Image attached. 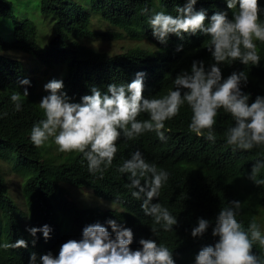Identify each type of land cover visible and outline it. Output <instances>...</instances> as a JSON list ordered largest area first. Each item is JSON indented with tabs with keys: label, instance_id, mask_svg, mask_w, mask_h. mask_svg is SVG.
<instances>
[{
	"label": "trees",
	"instance_id": "trees-1",
	"mask_svg": "<svg viewBox=\"0 0 264 264\" xmlns=\"http://www.w3.org/2000/svg\"><path fill=\"white\" fill-rule=\"evenodd\" d=\"M186 2L40 0L41 13L52 22L50 38L46 46H42L35 39L36 23L29 18H17L12 0H0V245L3 232L8 238L12 233H24L20 223L24 219L31 228L48 225L51 229L47 240L42 232L37 231L35 244L32 239L28 253L33 249L40 256L49 251L56 256L61 244L69 240L60 234L54 222L57 212L69 222L70 239L75 240L82 238L86 226L96 223L103 225L104 218L108 216L125 215L112 210L100 211L95 207L79 208L67 197L62 184L87 186L94 194L120 203L130 211L141 208L144 195L141 194L140 199L134 198L132 192L137 189L131 186L130 174L118 170L124 164L136 137H120L125 139V144L120 147L121 139L116 142L115 157L110 166L101 165L102 175L100 172H89L88 162L82 153L72 152L71 156L60 162L43 157L40 147L31 140L33 126L45 118L44 110L40 107L42 95L38 89L42 82L48 83L51 77L50 80H61L63 87L77 92L81 100L84 95L92 94V86L87 85H127L131 82L128 77L134 80L136 74L142 72L143 96L158 98V93L167 90L165 85L172 84V80L182 71L190 72L197 58L207 56L208 48L197 40L199 36L206 35L204 40L207 44L211 37L199 30L182 33L183 39L170 33L166 43H160L152 32H146V26L151 28L149 20L155 13L165 12L176 16V9L184 7ZM258 3L262 11L264 0H258ZM193 10L205 12V26L216 12L224 11L231 19L236 11L227 8L226 0H197ZM115 29L136 38L144 35L154 47L146 49L135 45L116 59L108 57L106 52L96 49L93 44L116 38ZM7 34L10 40L4 39ZM179 45H182V49L177 51ZM9 49L20 50L23 56L1 52ZM259 54L260 60H263L258 66L244 65L238 60L237 65L228 67L227 77L233 72H245L249 84L260 92L258 96H264V54L262 51ZM24 78L30 81L29 85L19 83ZM25 88L27 97L23 96ZM14 93L21 95L19 110L11 100ZM185 106L186 103L181 109ZM186 114L187 111L182 110L181 117L186 118ZM148 119L149 114L143 112L137 117L141 121ZM216 121L219 127L224 124L221 111ZM170 125L174 127L173 123ZM218 140L217 145L215 141L203 151L191 146L188 140H182L176 148V154L185 156L184 172L179 175L169 172L159 196L151 203H159L167 208L176 217L177 223L171 231L157 230L156 238H178L193 248L194 239L185 229L197 225L199 218L207 219L214 227L215 221L212 223L208 215H218L222 208L233 207V201L240 202L239 209L234 210L242 229L248 231L249 225L256 223L264 236V223L255 216L261 207L264 208V162H261L262 167L254 169L260 160L257 152L259 148L264 150V145L241 150L227 143L226 134L219 133ZM135 151L142 153V145H138ZM234 164L242 165L241 169L237 170ZM8 172L13 173V180L21 177L17 189H12ZM150 180L151 175L147 174L141 178V184L150 183ZM136 224L144 229L143 224ZM209 238L210 241L202 247L213 246L219 239L212 234H209ZM252 251L264 264V246L255 241ZM3 255L4 248L0 247V264H20L17 258H5Z\"/></svg>",
	"mask_w": 264,
	"mask_h": 264
},
{
	"label": "clouds",
	"instance_id": "clouds-1",
	"mask_svg": "<svg viewBox=\"0 0 264 264\" xmlns=\"http://www.w3.org/2000/svg\"><path fill=\"white\" fill-rule=\"evenodd\" d=\"M196 2L187 0L184 7L176 9V16L157 12L149 20L151 28L146 26V32H152L160 43H166L170 33L183 39L182 33L199 30L211 37L206 44V35L199 36L197 41L208 48L207 56L193 61L190 72L178 74L172 84L164 86L166 91L158 93V98L143 96L142 72L134 80L128 77L131 82L127 85H87L92 86V94L84 95L81 100L77 92L63 87L61 80L53 79L44 85L50 95H42L40 100L45 118L31 130L35 146H42L48 139L55 140L62 152L82 153L89 172L101 175V165L110 166L115 157L116 142L121 139L120 147L125 144V139L120 137H136L118 170L130 174L131 186L137 189L132 192L134 198L144 195L141 208L130 211L120 203L117 204L122 210L96 208L125 215L108 216L103 225L86 226L79 240L70 239L69 232L63 236L69 240L61 244L56 256L51 251L40 256L33 249L28 253L32 239L35 244L37 231L47 240L51 229L48 225L31 228L21 219L26 228L23 234L12 233L8 238L2 233L0 247L4 248L5 258H17L20 264H261L252 248L255 241L264 246V236L256 223H251L248 231L242 229L234 210L239 209V201L231 202L233 207L222 208L218 215H208L212 223L215 221L214 227L207 219L199 218L197 225L185 229L194 239L193 248L181 239H158L155 235L157 230L171 231L177 223L167 208L151 201L159 196L169 172L175 175L184 172L185 156L176 154L182 140L190 141L191 146L202 151L215 141L217 145L219 133L226 134L227 143L237 149L251 150L264 145V96H258L260 92L252 88L245 72H233L227 77L228 67L237 65L238 60L254 67L263 60L259 52L264 54V9L261 11L258 0H226L229 10L236 9L231 19L224 11L216 12L205 26V12L193 10ZM115 30L117 37L106 40L113 43L129 40L131 45L116 52L109 46L99 49L108 57L116 59L135 45L154 47L144 35L136 38L123 30ZM181 49L179 45L177 51ZM19 83L29 85L30 81L24 78ZM27 95L25 88L23 96ZM11 100L19 110L21 95L14 93ZM182 110L187 111L186 118L181 117ZM220 111L222 127L216 121ZM142 112L148 113L150 119L137 120ZM138 145H142V153L135 151ZM261 150L257 152L260 160L254 169L262 167L264 162V150ZM241 166L234 164L237 170ZM147 174L151 175L150 183L142 185L141 178ZM136 223L143 224L144 229ZM209 234L218 236V241L213 246L202 247L210 241Z\"/></svg>",
	"mask_w": 264,
	"mask_h": 264
},
{
	"label": "rangeland",
	"instance_id": "rangeland-1",
	"mask_svg": "<svg viewBox=\"0 0 264 264\" xmlns=\"http://www.w3.org/2000/svg\"><path fill=\"white\" fill-rule=\"evenodd\" d=\"M39 1L40 0H12V6H13L14 15L17 18L19 19L29 18L33 20L34 23H36L37 32H36L35 39L39 43H41L42 46H46L50 38V35H51L50 31L52 27V22H50L49 18H44L45 16L40 11ZM4 39L10 40V38L8 37V34L5 35ZM130 45L131 43L129 40L124 41V42L116 41L115 43H113L112 40H105L102 42H95L93 44V46L96 49L105 50L109 46V49H113L115 52L123 51ZM142 45L147 46L148 44L147 42L146 43L142 42ZM1 52L4 54H8V55L13 54L17 56H23V54L21 53L22 51L17 50V49L3 50ZM23 63L25 64V62ZM31 63L34 65H37V63H33V62ZM50 79L51 77L49 78V80ZM45 84L46 83L42 82V84L39 86V89H38V92H40V95H43V96L50 95V92L44 88ZM40 149L42 151L43 157L53 158L57 162L65 160L67 157L71 156L72 154V152L60 151L59 146L55 143V140H52V139L46 140L44 144L40 146ZM7 177L10 178L12 181V189H17L20 185L21 177L17 179L15 178L13 180L14 176L12 172H8ZM62 187L65 189L67 197L70 200H72L79 208L95 207L100 210H105V209L122 210V206L120 204L109 202L101 197L94 195L92 193L91 188L87 186L76 187L72 185L62 184ZM255 216L257 220L264 223V208L261 207ZM54 222L58 225L61 235L69 234V225H68L69 222H67V220L62 214L57 212L55 215ZM24 224L22 223L23 227H24ZM24 229L26 230L25 227ZM26 232L29 235V231H26Z\"/></svg>",
	"mask_w": 264,
	"mask_h": 264
}]
</instances>
